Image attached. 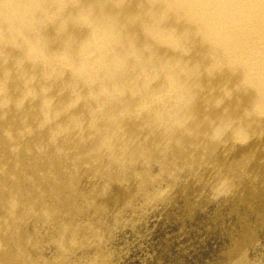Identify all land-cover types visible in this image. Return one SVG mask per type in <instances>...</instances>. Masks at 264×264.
Masks as SVG:
<instances>
[{
  "label": "bare ground",
  "instance_id": "6f19581e",
  "mask_svg": "<svg viewBox=\"0 0 264 264\" xmlns=\"http://www.w3.org/2000/svg\"><path fill=\"white\" fill-rule=\"evenodd\" d=\"M175 204L232 210L216 263L252 264L264 0H0V264H113L100 236Z\"/></svg>",
  "mask_w": 264,
  "mask_h": 264
},
{
  "label": "rangeland",
  "instance_id": "374dc122",
  "mask_svg": "<svg viewBox=\"0 0 264 264\" xmlns=\"http://www.w3.org/2000/svg\"><path fill=\"white\" fill-rule=\"evenodd\" d=\"M145 220V223L131 230L118 231L116 236H100L98 244L109 252L122 249L120 256L114 253L113 264H160L161 253L148 257L144 250L146 247L152 250L148 245L158 243L170 248L174 253L168 264H217L215 253L222 251L224 244L227 248L228 241L236 242L245 231L241 229L244 227L243 223L239 222V217L232 210L225 211L220 216H213L210 212H200L198 209L195 211V217L187 218L186 211L175 204L167 206L165 210L158 208V212H152ZM236 223L239 225L237 228L241 229L240 233L236 229ZM137 243L141 244V247L134 249ZM253 249V258L249 253L247 258L252 259V264H264V234L260 243Z\"/></svg>",
  "mask_w": 264,
  "mask_h": 264
}]
</instances>
